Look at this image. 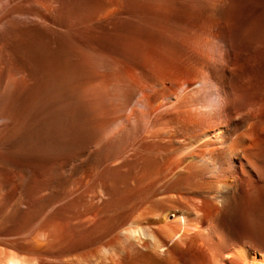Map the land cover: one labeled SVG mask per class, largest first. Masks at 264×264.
<instances>
[{
  "label": "bare ground",
  "instance_id": "1",
  "mask_svg": "<svg viewBox=\"0 0 264 264\" xmlns=\"http://www.w3.org/2000/svg\"><path fill=\"white\" fill-rule=\"evenodd\" d=\"M102 22L66 21V73L0 63V264H264V48L240 102L211 101L197 44L198 64L163 60L195 33ZM47 76L54 103L16 119L19 89Z\"/></svg>",
  "mask_w": 264,
  "mask_h": 264
},
{
  "label": "rangeland",
  "instance_id": "2",
  "mask_svg": "<svg viewBox=\"0 0 264 264\" xmlns=\"http://www.w3.org/2000/svg\"><path fill=\"white\" fill-rule=\"evenodd\" d=\"M104 1L0 0L2 69L15 74L18 71L25 74L66 73V21H104L103 26L96 24L94 33L97 34H103L102 29L112 34L113 21H171L195 33L198 41L185 39L176 49L164 50L163 60L173 64H198L201 62L199 54L186 50L184 45L199 46L200 51L207 53L210 60L212 58L209 70L217 73L213 79L217 89H210V75L201 78L206 77L203 86L207 88L209 85L211 101L216 99L218 88H233L236 89L233 101L240 102L237 87L247 81L243 73L252 77L264 48V0H110V4ZM257 39L259 41L255 42ZM246 47L249 51H242L243 56L238 58L240 49ZM157 53L151 52L149 58L153 59ZM220 54L222 58H219ZM223 74L231 76L233 81H224ZM43 78L28 82L26 87L19 89L20 99L13 108L16 119L33 123L54 103L48 93V76ZM63 84L62 90L66 94V83ZM8 85V80L2 82L3 87Z\"/></svg>",
  "mask_w": 264,
  "mask_h": 264
}]
</instances>
